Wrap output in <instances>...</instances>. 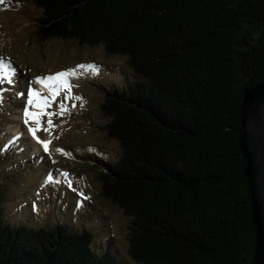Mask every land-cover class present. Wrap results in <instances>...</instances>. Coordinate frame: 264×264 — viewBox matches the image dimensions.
I'll return each mask as SVG.
<instances>
[{
  "label": "trees",
  "instance_id": "1",
  "mask_svg": "<svg viewBox=\"0 0 264 264\" xmlns=\"http://www.w3.org/2000/svg\"><path fill=\"white\" fill-rule=\"evenodd\" d=\"M29 1L41 9L40 38L125 57L121 80L101 87L102 129L117 149L85 161L128 220L129 257L254 264L239 139L244 91L264 83V0ZM4 183L0 264H123L110 239L94 248L91 230L61 218L50 228L10 221Z\"/></svg>",
  "mask_w": 264,
  "mask_h": 264
},
{
  "label": "rangeland",
  "instance_id": "2",
  "mask_svg": "<svg viewBox=\"0 0 264 264\" xmlns=\"http://www.w3.org/2000/svg\"><path fill=\"white\" fill-rule=\"evenodd\" d=\"M40 16L41 9L29 0H0V57L10 69L16 70L13 78L25 93L20 99L4 92L9 87H4L7 80L0 70V182L4 181L6 188L3 211L10 221L19 220L37 228H50L59 218L73 228L84 227L93 233L94 248L110 239L123 264H138L127 252V218L101 196L97 174L92 164L85 161L100 151L111 156L117 149L116 142L102 129L108 118L100 110L101 87L121 80L127 69L125 57L109 55L100 45H80L71 39H42L38 34ZM79 64L98 65V75H92L89 69H76ZM67 69H76L74 75L65 78L73 86L70 93L60 87L53 98L35 83L37 76L46 77ZM30 81L34 90L48 96L36 133L39 139L51 141L47 153L28 131L29 126L35 128L37 124L23 123ZM61 103L67 109L63 114ZM31 110L38 111L35 106ZM49 119L54 127L49 126ZM13 126L19 127L12 133ZM33 144L38 148L34 149ZM78 201L82 203L79 208Z\"/></svg>",
  "mask_w": 264,
  "mask_h": 264
},
{
  "label": "water",
  "instance_id": "3",
  "mask_svg": "<svg viewBox=\"0 0 264 264\" xmlns=\"http://www.w3.org/2000/svg\"><path fill=\"white\" fill-rule=\"evenodd\" d=\"M240 147L256 229L254 264H264V83L244 91Z\"/></svg>",
  "mask_w": 264,
  "mask_h": 264
},
{
  "label": "snow or ice",
  "instance_id": "4",
  "mask_svg": "<svg viewBox=\"0 0 264 264\" xmlns=\"http://www.w3.org/2000/svg\"><path fill=\"white\" fill-rule=\"evenodd\" d=\"M4 58L0 57V70L3 71V76L7 80L9 84L14 83L13 77L15 76V69H9L8 65L5 64ZM76 69H89L91 70L92 75H98L99 73V66L95 64H79L76 66ZM76 69H67V70H62L60 72H57L55 74H50L46 77H40L37 76L34 78L35 83L37 85L42 86L50 95L54 98L58 95L60 87L66 88L70 90L73 87L70 83H68L67 77L70 75H74ZM32 82H29V87L27 89L26 93V101L25 105L23 107V123L28 126L29 122L32 121L37 124V127L33 128L31 126L28 127L29 133L32 135L33 139L36 140L38 144H40L43 147L44 152H48L49 150V144L51 141H44L39 139V137L36 135L37 131L40 130V121L39 118L43 114V109L47 105V100L48 96L42 95L39 90H34L33 87L31 86ZM78 87V85H77ZM24 92H18L17 96H24ZM77 100H81L82 97H76ZM43 101V103L41 102ZM0 103H2V97H0ZM35 106L38 111H32L31 108ZM60 110L61 114H63L64 111L67 109L65 108L64 104H60ZM48 124L50 127H54L53 122L51 119L48 120ZM58 151H63L62 149H58ZM65 176H67V173H64ZM52 179L51 174H49L47 180L50 182ZM69 186L71 184L69 183ZM81 195H83L81 193ZM77 208L82 206L81 202H77ZM34 210H35V204L33 205Z\"/></svg>",
  "mask_w": 264,
  "mask_h": 264
},
{
  "label": "bare ground",
  "instance_id": "5",
  "mask_svg": "<svg viewBox=\"0 0 264 264\" xmlns=\"http://www.w3.org/2000/svg\"><path fill=\"white\" fill-rule=\"evenodd\" d=\"M17 129V126H13L10 130H12L11 132H15V130ZM34 149L38 148L36 144H33Z\"/></svg>",
  "mask_w": 264,
  "mask_h": 264
}]
</instances>
